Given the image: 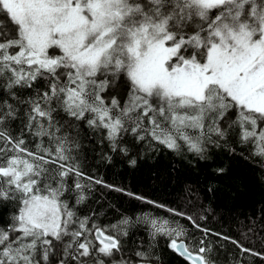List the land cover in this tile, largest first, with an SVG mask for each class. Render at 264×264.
<instances>
[{"label": "snow or ice", "instance_id": "snow-or-ice-1", "mask_svg": "<svg viewBox=\"0 0 264 264\" xmlns=\"http://www.w3.org/2000/svg\"><path fill=\"white\" fill-rule=\"evenodd\" d=\"M84 128L131 168L141 153L125 137L197 163L239 147L264 167V0H0V264H164L163 247L184 264H240L220 240L264 257L247 233L88 175ZM93 185L170 215L102 224Z\"/></svg>", "mask_w": 264, "mask_h": 264}, {"label": "trees", "instance_id": "trees-1", "mask_svg": "<svg viewBox=\"0 0 264 264\" xmlns=\"http://www.w3.org/2000/svg\"><path fill=\"white\" fill-rule=\"evenodd\" d=\"M127 99V96L124 97L122 102ZM125 142L134 152L141 153L136 168L129 167L123 156L111 153L108 142L102 141L98 133L84 128L79 149L84 171L107 184L127 188L148 199L187 212L203 228L213 232H223L237 239L242 238V233H247L251 239H246L244 243L250 244L255 250H264V236L260 235L264 230V167H261L258 158H246L248 152L237 147V154L230 155L223 149H215L211 161L197 163L190 153L185 158L163 145L141 147L129 137H125ZM108 155L112 157L111 163L105 159ZM220 166L226 168V172L216 175L214 169ZM92 188L89 204L101 214L102 224L115 222L121 213L139 215L148 212L161 217L170 215L163 209L142 204L102 185H93ZM86 211L83 210L81 215ZM177 219L197 238L201 237L202 234L189 221ZM249 229L253 231L249 232ZM210 239L215 242V237ZM221 242L224 241L218 243ZM161 244L164 245L165 241L161 240ZM222 245V255L227 253L233 258L238 256L240 262L249 264L247 254L239 253L231 243ZM162 259L164 264H184L179 256L166 247H163ZM253 264H264V260L258 259Z\"/></svg>", "mask_w": 264, "mask_h": 264}, {"label": "bare ground", "instance_id": "bare-ground-1", "mask_svg": "<svg viewBox=\"0 0 264 264\" xmlns=\"http://www.w3.org/2000/svg\"><path fill=\"white\" fill-rule=\"evenodd\" d=\"M85 172H87V171H85ZM88 173V172H87ZM88 175H91V176H93L92 174H90V173H88ZM223 243H228V242H226V241H224V242H221V244H223ZM246 246H250V244H245ZM252 247V246H251ZM258 251V250H257ZM248 255V262H249V264H253L255 261H257L258 259H263L264 260V257H256V256H252V255H249V254H247ZM242 262H240V264H241ZM243 264V263H242Z\"/></svg>", "mask_w": 264, "mask_h": 264}]
</instances>
